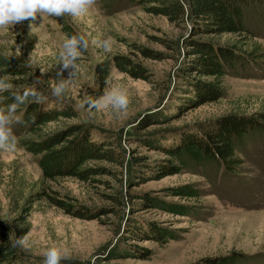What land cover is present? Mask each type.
Wrapping results in <instances>:
<instances>
[{
  "label": "rangeland",
  "instance_id": "1",
  "mask_svg": "<svg viewBox=\"0 0 264 264\" xmlns=\"http://www.w3.org/2000/svg\"><path fill=\"white\" fill-rule=\"evenodd\" d=\"M63 21L78 35H85L89 47L77 61L84 69L82 74L65 96L58 99L52 96L51 86L61 78L58 53L67 37L62 31ZM31 23L24 21L0 29V54H26L29 59L38 44V56L31 67L51 97L71 106L78 114L75 121H62L50 126L51 129L71 123L84 124L93 139L113 144L115 151L123 156L124 165L93 162L89 165L107 167L115 173L94 175L85 181L75 178L46 181L42 179L36 157L18 144L15 151H0V220L32 232L31 247H19L22 264H44V252L52 246L61 249L60 264H194L204 257L236 252L251 256L250 264H264V139L249 141L241 155L245 161L243 173L235 178H223L221 174L203 178L185 173L152 181H146V176L134 177L136 181L131 186L128 182L130 176L136 175L137 162L150 164L163 157L147 145L145 138L150 137L154 143L161 131L194 127L228 114L264 112V71L255 78L225 77V95L218 101L190 110L170 124L148 126L147 118L166 113L180 93L178 88L182 85L176 79V72L183 58L180 42L186 36L188 25L171 24L166 18L149 14L137 5L109 14L98 0L80 17L45 16L43 27L33 34ZM35 23L39 27L42 19ZM261 31L263 36L258 42L264 49V28ZM108 36L113 38L114 44L112 51L105 53L93 41H102ZM178 42L177 51H172ZM138 46L163 56L160 60L145 58ZM116 55L141 65L149 74L147 78H134L118 71L112 63ZM108 60L114 82L125 87L130 97L126 116H118L111 109L90 110L85 103L88 98L102 94L105 86L97 84L95 68ZM68 77L69 70H64L63 78ZM184 184L197 185L205 195L198 202L205 207L200 221L160 210H141L138 194L161 195L156 193L163 188ZM41 191L53 199L87 209L94 216L67 215L39 194ZM169 201L184 203L179 199ZM29 216L33 222H28ZM130 219L180 227L185 233L181 240L169 241L162 247L149 241L126 240ZM132 245L150 248L151 258L106 260L116 247L128 249Z\"/></svg>",
  "mask_w": 264,
  "mask_h": 264
},
{
  "label": "trees",
  "instance_id": "2",
  "mask_svg": "<svg viewBox=\"0 0 264 264\" xmlns=\"http://www.w3.org/2000/svg\"><path fill=\"white\" fill-rule=\"evenodd\" d=\"M98 3L109 14L128 5H137L149 14L166 18L171 24L188 25L186 36L180 42L183 58L176 72V79L182 85L178 88L180 93L176 94L166 113L147 118L148 126L170 124L190 110L218 101L225 95V77L255 78L257 73L264 71V49L258 42L263 36L264 0H98ZM62 31L67 37L78 35L64 21ZM178 45L179 42L171 50L177 51ZM137 49L148 59L160 60L163 56L140 46ZM27 60L26 54H0V75H10V82L14 85L10 91L0 92V108L13 103L12 93L22 92L24 86L35 85L37 91L47 96L44 103L28 102L22 105L18 110L22 122L12 125L19 147L36 157L42 179L55 181L75 178L85 181L98 174L113 175L115 171L110 168L89 165L93 162L119 167L124 165L123 156L115 151L109 141L93 139L88 126L81 123L51 129L50 126L59 125L62 121L78 119L77 111L51 97L34 69L27 66ZM112 63L118 71L131 74L134 78L144 79L149 75L145 68L125 56H114ZM110 66L108 60L95 68V80L102 88ZM155 138L154 143L150 137L144 141L162 153L163 157L150 164L137 162L134 166L136 175L128 179L130 186L136 181L134 177L141 176H146V181L185 173L203 178L214 174L235 178L243 173L245 161L241 155L249 141L264 139V112L228 114L194 127L161 131ZM39 194L47 197L67 215L76 218L94 216L91 211L53 199L44 191ZM156 194L161 195L138 194L141 210H160L196 221L204 216L205 207L198 202L205 195L195 184L163 188ZM169 199H179L184 203ZM27 232L26 228L0 220V264H22L19 247H13V243ZM126 232V240L149 241L162 247L169 241L181 240L185 230L153 221L130 219ZM152 254L150 248L140 245H132L128 249L116 247L106 260H149ZM251 258L236 252L204 257L194 264H250Z\"/></svg>",
  "mask_w": 264,
  "mask_h": 264
},
{
  "label": "clouds",
  "instance_id": "3",
  "mask_svg": "<svg viewBox=\"0 0 264 264\" xmlns=\"http://www.w3.org/2000/svg\"><path fill=\"white\" fill-rule=\"evenodd\" d=\"M96 0H0V29H7L9 25H17L24 21H31V34L37 32L43 27L44 17H62L71 16L80 17L93 7ZM42 19L39 27L36 21ZM105 53H110L113 49V38L108 36L102 41H93ZM89 41L83 34L66 37L58 53L59 64L62 65L59 73L60 79L51 86L53 97L63 98L70 87L75 83L77 77L82 74L83 67L77 61L88 49ZM38 44L27 60L28 65L32 66L38 56ZM7 55V54H5ZM69 70V77L63 78V71ZM115 77L111 72L105 79V87L101 95L95 98H88L85 103L89 109H95L97 112L104 109H111L118 116H126L130 106V97L128 91L122 85L114 82ZM14 85L10 82V75L0 76V92H6L13 89ZM13 103L6 108H0V151L11 152L17 149L18 140L13 132L12 125L21 123L18 115L20 107L28 102L37 104L44 103L47 96L43 92L37 91L35 85L24 86L23 91L12 93ZM28 222H33L29 216ZM32 232L29 230L23 236L17 238L13 247L28 249L31 247ZM62 258L61 249L52 246L44 252V264H60Z\"/></svg>",
  "mask_w": 264,
  "mask_h": 264
}]
</instances>
